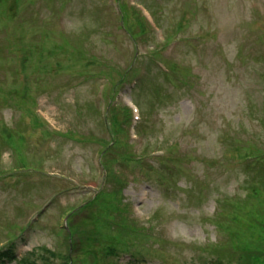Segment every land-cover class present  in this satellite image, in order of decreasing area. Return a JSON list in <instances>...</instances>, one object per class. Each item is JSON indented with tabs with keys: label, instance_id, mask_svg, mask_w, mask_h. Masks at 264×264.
Returning a JSON list of instances; mask_svg holds the SVG:
<instances>
[{
	"label": "rangeland",
	"instance_id": "1",
	"mask_svg": "<svg viewBox=\"0 0 264 264\" xmlns=\"http://www.w3.org/2000/svg\"><path fill=\"white\" fill-rule=\"evenodd\" d=\"M105 1L0 0V171L16 167L7 145L21 146V135L30 160L20 176L0 175V244L19 239L24 253L43 247L29 264H62L70 244L73 264H111L129 247L140 252L138 264H244V250L264 237V225H257L264 216V163L249 173L239 166L242 156L264 152V0H137L154 4L165 34L180 24L193 42L166 56L160 50L154 62L188 68L180 83L153 72L152 50L144 47L149 35L134 21L138 45L120 33L114 3L110 10ZM101 73L111 75V85ZM115 85L122 88L107 104ZM130 100L143 122L135 139L125 110L114 108ZM32 102L52 127L43 126L49 137L32 124ZM106 105L107 132L100 121ZM125 128L133 146L120 144ZM168 146L176 149L174 161L156 163L158 150L168 157L161 149ZM105 148L121 175L103 185L97 152ZM102 185L106 193L86 208ZM74 206L83 211L69 244L58 233L60 208ZM23 220L21 234L15 228ZM211 221L227 228L229 243L214 244Z\"/></svg>",
	"mask_w": 264,
	"mask_h": 264
},
{
	"label": "trees",
	"instance_id": "2",
	"mask_svg": "<svg viewBox=\"0 0 264 264\" xmlns=\"http://www.w3.org/2000/svg\"><path fill=\"white\" fill-rule=\"evenodd\" d=\"M24 139H25V136H24ZM257 225H259V226L264 225V216L263 215H261V220L259 221V223ZM261 232L264 233V229L261 230ZM255 241H258V242L263 244L264 243V237L262 239L257 238V239H255ZM248 256L249 257H246V258L249 260L250 264H261V261L259 259L252 257V253H249ZM66 259H68V262H69L70 258L68 255H67ZM263 263H264V261H263Z\"/></svg>",
	"mask_w": 264,
	"mask_h": 264
}]
</instances>
